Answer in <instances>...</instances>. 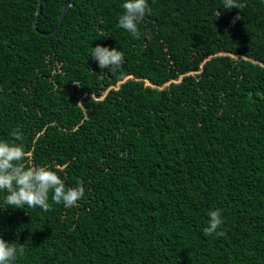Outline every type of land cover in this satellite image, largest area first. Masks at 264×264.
I'll list each match as a JSON object with an SVG mask.
<instances>
[{"label": "trees", "instance_id": "16d2710c", "mask_svg": "<svg viewBox=\"0 0 264 264\" xmlns=\"http://www.w3.org/2000/svg\"><path fill=\"white\" fill-rule=\"evenodd\" d=\"M67 1L42 0L35 31L38 0H0V141L85 188L49 212L0 191L13 264H264V0H147L139 39L118 27L126 0H74L42 35ZM216 209L225 234L205 236Z\"/></svg>", "mask_w": 264, "mask_h": 264}, {"label": "clouds", "instance_id": "9594fccd", "mask_svg": "<svg viewBox=\"0 0 264 264\" xmlns=\"http://www.w3.org/2000/svg\"><path fill=\"white\" fill-rule=\"evenodd\" d=\"M222 3L225 10L240 11L246 6L239 0H222ZM122 8L124 11L119 17L118 27L134 39H139L141 33L138 26L146 16L152 14L147 0H126ZM240 19V15L235 16L233 23ZM90 56L101 70L118 71L124 63V53L116 48L109 50L97 45L92 48ZM11 136L14 141H21L23 133L17 128ZM29 156L22 144L0 141V191L7 193L4 204L12 209H23L26 205L44 212L51 211L53 204H63L66 209L77 207V202L85 196L83 182H77L74 188H66L57 172L47 167L28 166ZM221 212V209L209 211L208 225L203 229L205 236L221 237L225 234L219 230L224 223ZM25 251V244L7 243L0 237V264H13Z\"/></svg>", "mask_w": 264, "mask_h": 264}, {"label": "water", "instance_id": "95a60500", "mask_svg": "<svg viewBox=\"0 0 264 264\" xmlns=\"http://www.w3.org/2000/svg\"><path fill=\"white\" fill-rule=\"evenodd\" d=\"M74 0H69L67 2L64 3L63 7H62V10H61V13L59 15V22H58V25L57 27L49 32V33H42V35L44 36H50V35H53L55 34L61 27L62 25V22L65 18V15L67 14V11L69 9V7L72 5ZM41 5H42V0H38V5H37V8H36V13H35V16H34V19H33V28L35 31H37V19L41 13Z\"/></svg>", "mask_w": 264, "mask_h": 264}, {"label": "bare ground", "instance_id": "6f19581e", "mask_svg": "<svg viewBox=\"0 0 264 264\" xmlns=\"http://www.w3.org/2000/svg\"><path fill=\"white\" fill-rule=\"evenodd\" d=\"M84 15V14H83ZM98 29V28H97ZM93 30V29H92ZM87 32V31H86ZM83 35V34H82ZM94 38V37H93ZM97 39V38H96ZM95 39V40H96ZM98 40V39H97ZM90 42V41H89ZM93 42V41H92ZM97 42V41H96ZM204 70H205V68H204ZM208 73V72H207ZM217 74V73H216ZM209 77V76H208ZM215 80V79H214ZM200 81V80H199ZM200 82H202V81H200ZM213 82H215V81H213ZM188 83V82H187ZM190 84V83H189ZM201 84V83H200ZM223 84V83H222ZM181 86V85H180ZM206 86V85H205ZM218 86V85H217ZM201 87V86H200ZM183 88V87H182ZM195 88V87H194ZM226 88V87H225ZM227 89V88H226ZM211 91V90H210ZM209 91V92H210ZM197 92V91H196ZM220 92H225V91H220ZM228 92V91H227ZM195 93V92H194ZM212 93H213V91H212ZM211 93V94H212ZM186 94V93H185ZM202 94H204V93H202ZM213 94H215V93H213ZM225 94H226V92H225ZM200 95V94H199ZM193 96V95H192ZM207 96V95H206ZM228 96V95H227ZM188 98V97H187ZM206 98V97H205ZM222 98V97H221ZM204 99V98H203ZM161 100V99H160ZM193 100V99H192ZM205 100V99H204ZM211 100V99H210ZM214 101V100H213ZM197 102V101H196ZM217 102V101H216ZM208 103V102H207ZM214 103V102H213ZM210 104V103H209ZM215 106V105H214ZM220 106V105H219ZM195 107V106H194ZM202 109V108H201ZM226 111V110H225ZM209 113V112H208ZM211 113V112H210ZM227 113V112H226ZM220 114H222V113H220ZM220 118V117H219ZM191 120H193V119H191ZM184 121V120H183ZM182 121V122H183ZM236 123V122H235ZM196 124V123H195ZM169 127V126H168ZM183 127V126H182ZM171 128H172V125H171ZM213 128V127H212ZM180 129V128H179ZM175 134V133H174ZM153 143H155V142H153ZM160 144V143H159Z\"/></svg>", "mask_w": 264, "mask_h": 264}]
</instances>
